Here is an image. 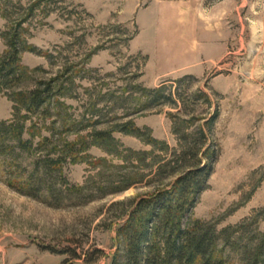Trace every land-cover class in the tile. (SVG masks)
I'll return each instance as SVG.
<instances>
[{
	"label": "rangeland",
	"instance_id": "obj_1",
	"mask_svg": "<svg viewBox=\"0 0 264 264\" xmlns=\"http://www.w3.org/2000/svg\"><path fill=\"white\" fill-rule=\"evenodd\" d=\"M16 30L29 47L0 119L42 156H71L54 197L11 185L0 153V264H111L136 202L207 147L219 154L192 217L264 230V0H0V58ZM48 83L36 113L18 103ZM14 155L25 179L35 156Z\"/></svg>",
	"mask_w": 264,
	"mask_h": 264
},
{
	"label": "trees",
	"instance_id": "obj_2",
	"mask_svg": "<svg viewBox=\"0 0 264 264\" xmlns=\"http://www.w3.org/2000/svg\"><path fill=\"white\" fill-rule=\"evenodd\" d=\"M7 41L9 48L0 58V91L22 74L20 53L29 47L18 30ZM160 91L147 90L150 94L156 92L155 100ZM49 92H53L50 83L36 86L26 93L20 92L18 103L36 113L51 97ZM24 126L21 121L0 119V153L8 152L5 161L12 176L10 184L30 195L46 190L57 197L59 185L68 184L63 167L71 151L58 155L51 151L42 156V142L34 144L32 138H24ZM124 126L122 130L128 132L142 131L134 125ZM15 152L35 156L25 179L15 174L16 167L21 166L13 162ZM203 154L207 161L198 159L169 186L136 202L119 228L124 245L114 253L111 264H229L233 255L245 264L264 263V230L254 224L257 220H252V216L221 229L215 221L192 217L201 193L209 187L219 152L207 147Z\"/></svg>",
	"mask_w": 264,
	"mask_h": 264
},
{
	"label": "crops",
	"instance_id": "obj_3",
	"mask_svg": "<svg viewBox=\"0 0 264 264\" xmlns=\"http://www.w3.org/2000/svg\"><path fill=\"white\" fill-rule=\"evenodd\" d=\"M189 40H193V39H189ZM186 60H188L187 58H186ZM188 61H190V60H188ZM174 62V61H173ZM180 62H182V59L180 60ZM179 62V63H180ZM183 64L184 65H182V67L184 68V71L185 72H189V73H196V72H198L199 71V66H196V65H194L193 64V62L192 63H184L183 62ZM196 66V67H195Z\"/></svg>",
	"mask_w": 264,
	"mask_h": 264
}]
</instances>
